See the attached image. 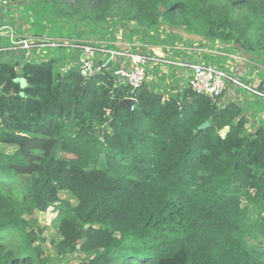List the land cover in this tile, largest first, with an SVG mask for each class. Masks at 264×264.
I'll return each instance as SVG.
<instances>
[{
  "label": "trees",
  "instance_id": "1",
  "mask_svg": "<svg viewBox=\"0 0 264 264\" xmlns=\"http://www.w3.org/2000/svg\"><path fill=\"white\" fill-rule=\"evenodd\" d=\"M34 1L95 25L96 39L134 21L264 59V0ZM79 66L0 61V143L14 147L0 153V264H53L36 217L51 207L55 253L77 259L67 264H264L243 228L260 201L248 223L264 237V123L249 132L238 104L190 87L165 99L144 83L131 110L119 106L132 89L122 78L107 68L85 78Z\"/></svg>",
  "mask_w": 264,
  "mask_h": 264
},
{
  "label": "crops",
  "instance_id": "2",
  "mask_svg": "<svg viewBox=\"0 0 264 264\" xmlns=\"http://www.w3.org/2000/svg\"><path fill=\"white\" fill-rule=\"evenodd\" d=\"M28 1L29 0H8V3L6 4L0 3V29L3 32V35L0 38V44L2 47V38L6 37L9 41L12 42V33L15 36V39L27 38L30 41L34 42L35 45H38V43L45 41V35L34 32L33 25L30 24L28 20L24 19V16L26 17L27 14L23 9V6L28 4ZM178 34L182 37L180 40H186V42L183 43L184 46H182L181 49L177 48V50L174 51H162L160 50L159 46L153 44L152 42H135V40H137L136 37H133L131 39L130 33L126 35H121L119 33L117 35L119 36V39L116 40L117 36H115V40H112V43L110 44L102 43L104 41H100L98 39H92L90 41L106 45V47L108 48L118 49L125 47L127 49H130L131 51L140 53H147L145 51V48H150L154 50L153 54L147 53L150 56L156 55L169 57L175 61H181L185 63H209L219 65L224 68L225 66H227L228 69L231 70L232 74L241 78L247 77L249 83L253 86H258L264 83V59L262 56H260L259 58L249 56L240 46L234 44L233 42L229 43L219 40L211 41L204 37L190 34L185 31H179ZM135 43L137 44V46H135ZM173 48H175V46ZM6 49L19 55V64L27 61L24 59V57L27 56L28 50L21 48L14 49L13 47L8 46L3 47L2 51ZM79 56L80 52L75 56L76 65H78L79 63ZM96 60L100 63L107 61L106 68L113 73L121 67L128 68L131 65L128 57L117 56L113 59H110V55L104 52H98ZM246 61H248L249 64H246ZM151 62L153 63V65L150 66L151 68H154L158 63H160H156V61L154 60L149 61V63ZM173 66H179L181 67V69L172 70L171 67L167 68L163 66L161 71L162 74L160 73V71L157 74H147L146 83L156 91L163 93L165 99L175 96H179L180 98H182L184 96L186 88L189 86L191 68L188 66L180 65ZM161 78H164V83L162 82ZM176 78H179L181 81L175 87L174 83L176 82ZM26 84V80L24 79V84L22 85V87H25ZM188 99H190V97ZM262 99L250 94L246 89L238 87L237 85L229 82L227 89L216 100V103L221 108L229 105L230 103L238 104L242 108L243 114L248 118V123L246 125L248 129V127L250 126L258 127L262 123H264V120L262 118L264 116V107L261 108L258 104L259 100L264 102ZM227 131L228 128L224 130V134Z\"/></svg>",
  "mask_w": 264,
  "mask_h": 264
},
{
  "label": "rangeland",
  "instance_id": "3",
  "mask_svg": "<svg viewBox=\"0 0 264 264\" xmlns=\"http://www.w3.org/2000/svg\"><path fill=\"white\" fill-rule=\"evenodd\" d=\"M23 9L25 10L27 14L26 17L24 16V19L28 20V22L33 25L34 32L45 35L44 42H47L49 44V45H45L42 47L35 46L32 49H28V54L26 57H24V59L27 61H32V62H42L45 60L56 59L58 68L62 72H64L66 69H69L70 67L75 65V56L80 52V49L76 46L77 45L76 42L78 41L91 42L90 40L96 39L95 38L97 37L96 33L99 32L98 28H94L95 25L92 26L93 24H95L93 22L87 23V24L89 23L92 24L91 25L92 27H90V25H88L89 27L87 26L88 29L84 27L86 26L84 23L81 24V23L76 22L75 24H73L69 20L71 17L68 18L63 15L60 16L57 13L51 14V11H49L48 9L39 8V3L37 4L35 1L26 4L25 6H23ZM131 23L132 24L127 25L128 27H126L124 31H122L123 29H121L119 32H116L114 35L109 33V35L105 36L104 34L103 36H101L102 39H98V40L104 41L102 43L110 44L112 43V40H115L114 37L118 35L117 33H120L121 35H126L130 33L131 39L133 37H136L137 40H135V42H140V43L152 42L153 44L159 46L160 50L162 51L177 50L173 47L174 46H184L183 43L186 42V40H180L182 38L181 36L176 35L175 33L172 36L171 34H169L167 30L162 29V28L158 30H149L147 32L142 30L143 32H140L139 30L141 29V27L138 26V24L134 21H132ZM117 25L121 27L123 24L118 23ZM117 25H114V26L111 25L110 29H116ZM180 31H185V30L181 29ZM158 33H160V37L158 39L159 41L157 42L155 37L158 36ZM98 34L102 35V33H98ZM118 37L119 36H117L116 40L119 39ZM2 41H3V47L15 46V42L9 41L6 37H3ZM51 42H55V44H50ZM135 46H137L136 43H135ZM145 51L148 54L154 53V50L150 48H145ZM147 53H144V54H147ZM159 57H162V56H159ZM162 58L172 59L169 57H162ZM0 61L17 63L19 61V55L6 49L0 52ZM245 63L249 64L248 61H246ZM205 64H209V63H205ZM151 65H153L152 62L151 63L148 62L145 65L147 74L149 73L157 74L159 71L161 73L163 66L167 68L171 67L172 70L181 69V67L179 66H173L177 64H171L167 62H160L154 68H151L150 67ZM215 66L221 67L219 65H215ZM221 68H223L229 74L234 75L232 74L231 70L228 69L227 66H225V68L224 67H221ZM164 78H161L163 83H164ZM243 79L249 82L247 77ZM175 80L176 82L174 83V86L176 87L181 80L179 78H176ZM17 82L23 85L24 79L20 77L17 79ZM152 84H155V83H152ZM262 100L264 101V99ZM258 104L260 105L261 108L264 107V102H262L261 100H259ZM262 118L264 120V116ZM255 130H256V127H253V126L248 127L249 132H253ZM221 133H224V130H222ZM2 152H6V153L14 152V147L12 145L0 143V153ZM60 196L62 198H70L73 202H75V199L66 192L61 193ZM246 204H247V201L245 198H243V205H246ZM260 204H261L260 201L254 203L255 208H251L249 211H245L243 213V218H244L243 228L245 232L248 231L249 233L248 235L249 242L254 244L255 246H258L259 248L261 246L264 247V237L260 235L257 228H254L248 223V220L250 219L252 223L255 222L253 216L251 215L258 214L257 207L260 206ZM55 216H56V211L53 207L49 208L45 212L38 211L36 213V217L38 218L41 226L46 227L43 233V236L47 240L43 244V247L45 248L47 255H49L53 259V264H67L69 261L77 262V259H74L75 256L73 258L67 257V258L62 259L61 257L58 258L57 257L58 255H56L55 253V246H54V243L52 242V239L57 240L59 237L58 231L56 229V225L53 221Z\"/></svg>",
  "mask_w": 264,
  "mask_h": 264
},
{
  "label": "built area",
  "instance_id": "4",
  "mask_svg": "<svg viewBox=\"0 0 264 264\" xmlns=\"http://www.w3.org/2000/svg\"><path fill=\"white\" fill-rule=\"evenodd\" d=\"M0 3L6 4L8 0H0ZM3 35L0 29V38ZM12 41L15 42L14 48L21 49H32L35 46H45L49 45L47 42L38 43L35 45L34 42L27 38L15 39L14 35H11ZM77 47L80 49V72L85 78H91L99 73H103L107 67L106 62H97V53L104 52L110 55V59L117 56H125L130 60V67H121L117 69L114 74L120 77L127 84L131 86V96L133 99V104L130 106L131 110H134L135 104L137 103V97L135 91L137 88L141 87L147 80V72L145 65L149 60H154L156 62H167L171 64H177L180 66H188L191 68V74L189 77V87L198 95H205L211 99L217 100L227 89L229 82L237 85L238 87L246 89L250 94L258 96L264 99V83L253 86L249 82L245 81L243 78L231 75L226 72L223 68L217 67L213 64L205 63H185L181 61H175L173 59H165L159 56H150L148 54L134 52L125 47L122 48H108L106 45L98 44L95 42L88 41H78ZM50 44H55L51 42ZM75 45V43H74ZM177 49H181L182 46H175ZM3 47L0 44V51Z\"/></svg>",
  "mask_w": 264,
  "mask_h": 264
},
{
  "label": "water",
  "instance_id": "5",
  "mask_svg": "<svg viewBox=\"0 0 264 264\" xmlns=\"http://www.w3.org/2000/svg\"><path fill=\"white\" fill-rule=\"evenodd\" d=\"M0 92L3 93V87H0ZM133 99L131 98H125L124 100L121 101V103L119 104V106H127L130 107L133 104ZM208 126H210V121L206 120L205 122H203L202 124H200L198 126V129H205ZM95 132V131H93ZM88 226V225H87Z\"/></svg>",
  "mask_w": 264,
  "mask_h": 264
},
{
  "label": "clouds",
  "instance_id": "6",
  "mask_svg": "<svg viewBox=\"0 0 264 264\" xmlns=\"http://www.w3.org/2000/svg\"><path fill=\"white\" fill-rule=\"evenodd\" d=\"M13 48H14V46H13ZM14 49H16V48H14ZM1 52V51H0ZM189 87V86H188ZM131 96V95H130ZM130 96H128V97H126V98H130Z\"/></svg>",
  "mask_w": 264,
  "mask_h": 264
}]
</instances>
